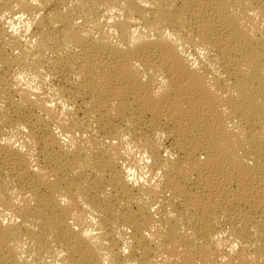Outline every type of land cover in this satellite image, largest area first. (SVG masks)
I'll use <instances>...</instances> for the list:
<instances>
[{"label":"bare ground","instance_id":"6f19581e","mask_svg":"<svg viewBox=\"0 0 264 264\" xmlns=\"http://www.w3.org/2000/svg\"><path fill=\"white\" fill-rule=\"evenodd\" d=\"M0 264H264V0H0Z\"/></svg>","mask_w":264,"mask_h":264}]
</instances>
